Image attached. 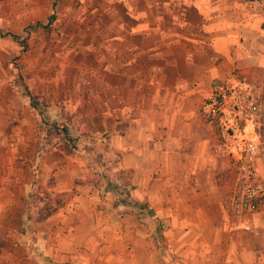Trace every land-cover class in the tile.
Listing matches in <instances>:
<instances>
[{
  "label": "crops",
  "instance_id": "1",
  "mask_svg": "<svg viewBox=\"0 0 264 264\" xmlns=\"http://www.w3.org/2000/svg\"><path fill=\"white\" fill-rule=\"evenodd\" d=\"M248 1L234 6L231 20L215 6L209 21L183 30L136 23L81 44L92 74L73 84L59 109L71 108L87 129L69 132L76 148L59 146V165L36 170L27 149L26 167L0 184V264H264V196L248 219L233 213V187L221 188L217 176L234 167L214 154L218 132L203 113L236 71L264 75V0ZM9 91L6 100L0 94L8 125L16 120ZM260 105L246 130L252 140L264 138ZM18 129L12 137L24 141ZM77 139L96 143L82 149ZM257 170L264 180V158ZM73 191L46 220L45 202L30 197ZM124 198L148 203L154 216ZM244 223L260 235L243 231Z\"/></svg>",
  "mask_w": 264,
  "mask_h": 264
},
{
  "label": "rangeland",
  "instance_id": "2",
  "mask_svg": "<svg viewBox=\"0 0 264 264\" xmlns=\"http://www.w3.org/2000/svg\"><path fill=\"white\" fill-rule=\"evenodd\" d=\"M0 94L14 87V118L8 125L7 113L0 109V184L8 173L25 168V152L36 170L44 162L59 165V146L66 144L64 130L77 137L87 129L72 119L71 108L59 109L62 100L72 97L73 84L86 82L94 62L83 60L82 43L99 42L136 23L160 24L183 30L185 23L210 20L215 6L223 7L224 20L236 16L234 6L250 5L248 0H0ZM55 20L50 23V18ZM228 17V18H227ZM244 81L261 93L264 102V75ZM4 100V99H3ZM33 100L40 106L33 107ZM25 122V123H24ZM58 124L60 130L53 129ZM60 125V126H59ZM25 134L24 141L12 137L13 129ZM79 137V136H78ZM91 149L96 143L76 142ZM81 151V149H80ZM54 180L50 181V184ZM36 183V178L33 184ZM78 183V182H76ZM33 193L32 204L44 201L50 209L64 203L74 193ZM37 205V204H36ZM39 206V205H37ZM27 232L28 226L23 228Z\"/></svg>",
  "mask_w": 264,
  "mask_h": 264
},
{
  "label": "built area",
  "instance_id": "3",
  "mask_svg": "<svg viewBox=\"0 0 264 264\" xmlns=\"http://www.w3.org/2000/svg\"><path fill=\"white\" fill-rule=\"evenodd\" d=\"M203 113L218 132L214 154L231 161L237 170L230 194L231 209L248 219L258 212L264 196V180L257 170L258 160L264 158V138L252 140L246 132L249 123L261 114L259 92L244 80L227 82L207 99ZM243 231L260 235L250 223H244Z\"/></svg>",
  "mask_w": 264,
  "mask_h": 264
},
{
  "label": "trees",
  "instance_id": "4",
  "mask_svg": "<svg viewBox=\"0 0 264 264\" xmlns=\"http://www.w3.org/2000/svg\"><path fill=\"white\" fill-rule=\"evenodd\" d=\"M54 20H55V17L52 16L50 18V23H53ZM235 74L237 75V79H239V80H244L246 78L244 71H236ZM33 107L38 111L41 110L40 106L34 100H33ZM53 129H55V130L59 129L60 130V127H58V124H54ZM64 139L66 141L70 142L71 145L73 146V148H76V144L74 142V139L70 136L68 130H66V129L64 130ZM236 177H237V170L235 168H231L230 170H228L222 174H219L217 176V180H218L219 186L221 188H227V187H233V185L236 181ZM107 181H108L109 186L112 185L115 189H117V186L115 184H113L109 180H107ZM74 193H76V192H74ZM74 193L70 196V198L74 195ZM120 203L123 204L124 206H127V207H130L132 209L137 210L139 214H149L151 216H154L153 211L150 209L148 203H146V202H138V201L129 200L128 198H124L120 201ZM65 204L66 203H64V205ZM64 205L61 203H58L57 206H55L52 209H50L49 207L43 208L41 220H46L48 217L52 216L54 213L57 212V210H59Z\"/></svg>",
  "mask_w": 264,
  "mask_h": 264
}]
</instances>
